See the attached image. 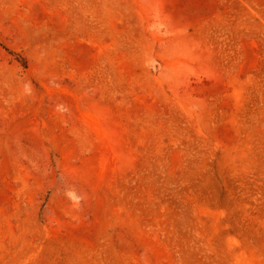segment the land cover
<instances>
[{
    "label": "rangeland",
    "instance_id": "374dc122",
    "mask_svg": "<svg viewBox=\"0 0 264 264\" xmlns=\"http://www.w3.org/2000/svg\"><path fill=\"white\" fill-rule=\"evenodd\" d=\"M0 264H264V0H0Z\"/></svg>",
    "mask_w": 264,
    "mask_h": 264
}]
</instances>
